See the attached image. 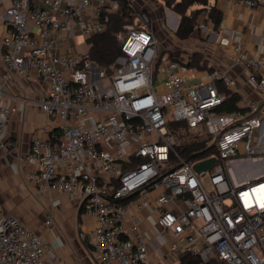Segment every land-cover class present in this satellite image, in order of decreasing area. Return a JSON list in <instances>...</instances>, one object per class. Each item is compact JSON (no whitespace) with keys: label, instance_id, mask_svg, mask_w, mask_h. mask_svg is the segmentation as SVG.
<instances>
[{"label":"built area","instance_id":"built-area-1","mask_svg":"<svg viewBox=\"0 0 264 264\" xmlns=\"http://www.w3.org/2000/svg\"><path fill=\"white\" fill-rule=\"evenodd\" d=\"M6 2L0 151L19 147L9 133L18 107L4 85L14 72L33 68L47 91L40 107L48 120L25 158L27 180L50 197H80L95 223L96 263L156 264L155 237L130 218L136 205L155 213L171 264L185 255L199 264H264V54L234 47V64L246 69L261 100L244 99L240 109L225 112L218 84L237 93L228 70L198 79V70L161 48L146 10L118 33L121 55L107 74L89 51L58 54L57 38L70 30L87 38L101 33L110 14L121 11L118 1L0 0V6ZM242 2L264 7V0ZM199 28L209 32L203 23ZM217 32L229 47L225 23ZM197 128L209 134L190 133ZM211 158V169L194 170ZM53 221L49 213L46 227ZM49 252L36 231L0 209V264H66Z\"/></svg>","mask_w":264,"mask_h":264},{"label":"crops","instance_id":"crops-1","mask_svg":"<svg viewBox=\"0 0 264 264\" xmlns=\"http://www.w3.org/2000/svg\"><path fill=\"white\" fill-rule=\"evenodd\" d=\"M139 1L143 3L141 10H146L150 14L152 29L164 50L165 42L172 40L167 30L174 29L176 31L180 17L168 8H166L169 13L168 17L163 13L159 17L153 16L152 7L160 6L158 3L157 5L153 4L156 3V0ZM242 1L228 0L221 3L215 0L211 3L210 0V7L215 6L222 14L225 35L231 42L229 47L220 45L217 36L218 30L215 34L213 30L209 29V32L203 31L208 37L207 42L204 41L205 43L202 45H197L195 50L190 49L189 46L190 48L186 47L185 51L179 53L182 55H179L182 60L183 57H186V62L191 54L202 53L208 66L214 70H228L237 86V93L241 96L239 103L244 99L261 100V95L249 84L246 69L234 64V47L241 45L248 53L264 54V7L249 8ZM9 5L10 3L6 2L0 6V78L7 72V67L2 61L3 37L6 32L3 16ZM172 14L176 17H173ZM158 19L163 21V29L160 28ZM208 19L212 24L210 17ZM168 22L170 26H168ZM190 38H197L201 41L197 32L193 33ZM87 39L78 30L65 31L57 38L56 52L61 55H78L87 52L89 51ZM198 71L197 78L204 77L205 71ZM4 92L7 98L13 100L18 107L10 121L9 133L10 137L19 143V147L11 153L0 151V175L3 178L0 185L6 188L13 187L24 196L31 195L33 198V227L27 225L19 215H15L1 206L0 209L36 231L44 243L50 247L48 254L50 258L58 256L66 264H97L94 247L90 243L95 223L85 215L80 197H70L64 194L50 197L41 193L27 180L29 168L25 163V158L31 150L32 141L37 131L48 120L40 107V103L46 99L47 95L45 86L33 68L25 67L23 71L14 72L12 79L4 85ZM49 213L54 215V221L51 226L46 227V216ZM130 218L139 223L140 230L146 236L155 237L156 240L153 241L150 248L154 262L156 264H171V260L166 256L167 247L162 246L167 239L166 234L156 225V215L152 209L138 210L136 205H132Z\"/></svg>","mask_w":264,"mask_h":264},{"label":"trees","instance_id":"trees-1","mask_svg":"<svg viewBox=\"0 0 264 264\" xmlns=\"http://www.w3.org/2000/svg\"><path fill=\"white\" fill-rule=\"evenodd\" d=\"M116 1L121 5V11L117 14H110L104 30L87 39L91 58L97 66L106 69L107 74L112 73L110 67L115 64L117 58L121 55V43L117 37L118 33L123 31L127 24L134 23L140 12L133 9L131 0ZM164 4L180 17L178 28L173 33L174 37L179 40H188L193 33L197 32L200 29L199 25L203 19L207 18L208 14L212 20L214 30H218L222 22L221 12L215 6L210 7V0H164ZM196 6L198 7L193 9ZM186 65L190 69L208 71L209 73L216 71L208 66L207 60L200 54L192 55ZM218 85L220 92L227 96L221 111L232 112L240 109L238 103L241 96L228 90L222 83ZM210 154L211 151L208 150L200 154L198 158H205ZM178 264H199V260L190 255H185ZM212 264L226 263L216 260Z\"/></svg>","mask_w":264,"mask_h":264},{"label":"rangeland","instance_id":"rangeland-1","mask_svg":"<svg viewBox=\"0 0 264 264\" xmlns=\"http://www.w3.org/2000/svg\"><path fill=\"white\" fill-rule=\"evenodd\" d=\"M214 1L215 0H211V3H213ZM131 2L133 5V9H136L137 11H140L142 9L143 3L141 1L131 0ZM155 2L156 3H153V4L157 5V3H158L160 6H158L157 8L152 7L151 11H152V13H154L153 16L159 17V15H162V13H163L165 16L168 17L169 13L166 10V8H168V7L165 6L164 0H156ZM197 7L198 6L194 7L193 9H195ZM172 15H173V17H176V15L175 16H174V14H172ZM208 17H210L209 14L207 15V18L203 19V21L201 23H203L209 29L213 30V33L216 34L217 30L213 29V25L210 23ZM158 24H159L160 28H162V29L164 28L163 27V21L161 19H158ZM172 24H173V22H172ZM168 26H170L169 22H168ZM167 31H168V34L171 35L172 40L171 41L168 40L165 42L164 50H165L167 55L171 54L172 57L177 58L179 60H182L180 58V56H182V55L179 53L181 51H185L186 47H187V49L191 47L190 49L195 50L197 48V45H200V44L202 45V43L207 42L206 40L208 39L206 33L203 32L204 31L203 29H199L197 31L198 36L201 38V41L197 40V38H189L186 41L185 40L180 41L179 39L174 37V35H173V32L175 31L174 29L167 30ZM192 55H194V53L191 54L189 56V58ZM200 56L204 57V55L202 53L200 54ZM182 61H186V57H183ZM190 133H194V134H198V135L202 136V135L209 134V131L207 128H205L203 130L197 128V129H191ZM191 150L194 151V153H197L198 147H193ZM254 174H255L254 172L251 173V176L254 177ZM1 176L2 175H0V182L3 181V178ZM0 206L3 207L5 210H7V211H9L15 215H19L21 217V219H23V221L25 223H27V225L33 227V225H32L33 224V198L31 197V195H25L24 196L21 193H18L17 190H15L13 187L9 186L8 188H6V187H2L0 185Z\"/></svg>","mask_w":264,"mask_h":264},{"label":"water","instance_id":"water-1","mask_svg":"<svg viewBox=\"0 0 264 264\" xmlns=\"http://www.w3.org/2000/svg\"><path fill=\"white\" fill-rule=\"evenodd\" d=\"M216 163L215 159L211 158L194 165V170L197 173L205 172L211 169Z\"/></svg>","mask_w":264,"mask_h":264}]
</instances>
